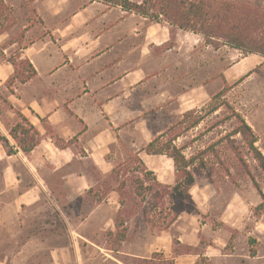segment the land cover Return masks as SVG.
Wrapping results in <instances>:
<instances>
[{
  "label": "crops",
  "instance_id": "1",
  "mask_svg": "<svg viewBox=\"0 0 264 264\" xmlns=\"http://www.w3.org/2000/svg\"><path fill=\"white\" fill-rule=\"evenodd\" d=\"M30 5L37 20L23 25L30 36L23 54L37 76L17 83L9 100L38 128L41 140L26 154L0 120V132L14 151L9 154L0 140V243L5 237L11 242L0 264H96L103 251L113 252L102 245L101 237L107 230L116 232L120 197L109 189L98 200L95 194L103 188L95 174L107 176L133 151L162 182L155 163L168 156L149 155L143 148L163 133L120 157L119 144L126 140L122 126L131 121L145 124L146 112L176 98L166 87V72L180 68L183 49L190 50L192 59L203 37L177 29L172 39L168 24L149 22L100 0H30ZM0 72L6 76L1 86L14 67L4 62ZM57 140L70 144L60 148ZM171 230L160 231L152 255L140 257L163 253L174 264H196L199 255H175L177 236ZM221 231L202 229L206 237L199 231L192 242L177 238L194 248L204 239V256L229 264L235 255L221 251L229 243L220 238ZM164 234L170 237L167 243L161 241Z\"/></svg>",
  "mask_w": 264,
  "mask_h": 264
},
{
  "label": "trees",
  "instance_id": "2",
  "mask_svg": "<svg viewBox=\"0 0 264 264\" xmlns=\"http://www.w3.org/2000/svg\"><path fill=\"white\" fill-rule=\"evenodd\" d=\"M100 1L120 6L129 13L147 18L149 22L168 24L171 27L172 39L175 38L176 30L180 29L202 36L205 43L214 48L226 45L244 55L255 54L264 58V6L260 4L247 0ZM15 23L13 7L6 0H0V38L8 36V39L0 43V65L9 62L14 67L13 74L5 82L9 94H0L1 104L4 105V109H0V120L8 127L10 135L23 151L30 154L39 144L41 133L13 106L9 95L14 94V86L17 83L25 84L35 78L37 71L31 60L23 54V50L29 44L25 43V34L29 27L22 32L19 39H16L12 35ZM15 44H18L16 49L7 54L6 52ZM224 81L226 89L213 97L208 105L185 112L177 123L143 148L149 155H166L173 160L174 184L160 182L155 172L148 168L138 153L133 151H129L126 158L116 164L107 176L103 177L100 173L96 175L97 181L102 183L103 190L108 188L117 191L120 197V210L115 218L116 232L108 231L106 234L108 248L113 252L120 251L126 239V223L136 211L142 212L143 220L149 228L169 231L184 213L196 209L191 194L196 183V166L201 165L203 170H208L206 157L209 156V151L196 150L187 157L185 152L192 147L194 139L185 140L181 145L177 144V140L188 137L206 116L220 109L226 111L223 122L225 124L231 122L233 127L223 137L225 156L219 152L212 153V156L216 158L218 164H222L226 177L233 178L237 170L253 180L262 197L257 210L264 214V191L256 181L254 170L247 161V157L256 161V167L264 177V154L256 146L259 138L253 127L231 107L230 103L219 101L231 88L228 81L226 79ZM9 111L15 114L14 123H11L12 119L3 115V112ZM0 140L7 152L13 154L9 140L1 132ZM56 144L60 148H66L70 143H61L57 140ZM93 192L94 189H91L87 195L90 196ZM98 200H101V197ZM173 244L175 255L192 253L199 255L196 264H210L208 258L199 250L201 247L206 248L207 242L204 239L197 248L182 244L177 237L173 238ZM251 256L256 257L257 251L252 250ZM131 264H174V260L167 259L163 253H154L151 258L133 257Z\"/></svg>",
  "mask_w": 264,
  "mask_h": 264
},
{
  "label": "rangeland",
  "instance_id": "3",
  "mask_svg": "<svg viewBox=\"0 0 264 264\" xmlns=\"http://www.w3.org/2000/svg\"><path fill=\"white\" fill-rule=\"evenodd\" d=\"M247 1L264 6V0ZM8 3L13 7L16 22L12 35L19 39L25 30L23 25L32 20L36 21L37 17L32 11L30 0H8ZM6 39L8 36L0 38V43ZM201 39L196 49L192 50L194 54L192 59L189 55L190 50L183 49L180 68L170 67L166 72V87L176 98L146 112L145 118L148 122L146 121L145 124L131 121L122 126L126 128V140L119 144L120 157L129 149L143 147L145 140L153 139L154 136L166 132L183 117L186 111L201 109L208 105L213 97L226 89L224 79L228 81L231 88L219 101L230 103L231 107L236 109L253 127L259 138L256 146L264 154V58L255 54L244 55L226 45L214 48L207 45L203 38ZM29 41L30 36L25 34V43ZM14 49L16 47L6 53L9 54ZM170 62L173 63L172 58L168 59L169 66ZM5 78L6 76L0 72L1 81ZM1 93L9 94L5 84L0 86ZM178 95L182 97L180 102L176 103L181 106L173 104L174 100L177 101ZM11 99L14 98L11 97ZM1 103L0 100V109H4ZM225 112L220 109L206 116L188 137L177 140V144L181 145L185 140L194 139L192 147L185 152L187 157L196 150L208 149L209 156L206 157V161L209 165L207 171L203 170L201 165L196 166V183L191 191L196 209L184 213L176 226L172 228L171 233L177 237L182 235L192 242L194 238L200 237L202 229L207 231L222 228L223 236L220 238L228 240L229 243L221 251L235 255L230 258L232 261L229 264H264V214L257 210L262 202L258 188L253 180L237 170L233 178L226 177L222 164H218L216 158L212 156L214 152L224 156L226 153L223 137L233 126L231 122L227 124L223 122ZM3 115L5 118H11L10 112H3ZM14 118V116L11 118L12 121ZM142 127H144L143 131ZM247 161L254 170L256 181L264 191V177L256 167L257 162L251 157H247ZM155 168L162 182L174 183L175 168L171 159L163 157L155 163ZM109 191L108 188L101 190L95 194V197L106 196ZM126 227V239L120 247L122 253L103 251L101 261L99 260L96 264H125V262L131 264L133 257L152 255L156 237L160 231L149 228L143 220L142 212L139 211H136L128 220ZM107 231L103 232L101 237V243L106 248L109 247L106 240ZM169 239L170 237L167 238V234H164L161 241L167 243ZM206 240L210 241L209 238ZM8 241L10 240L5 237L6 244L3 241L0 243V256L4 254L7 244H11ZM199 250L205 251L203 247ZM252 250L257 251L255 258L251 256ZM105 253L116 256L122 263L116 262L113 258L108 259ZM209 263L225 264V260L209 261Z\"/></svg>",
  "mask_w": 264,
  "mask_h": 264
}]
</instances>
